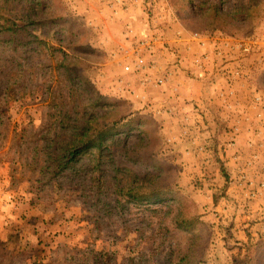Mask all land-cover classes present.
Returning <instances> with one entry per match:
<instances>
[{
  "label": "rangeland",
  "instance_id": "obj_1",
  "mask_svg": "<svg viewBox=\"0 0 264 264\" xmlns=\"http://www.w3.org/2000/svg\"><path fill=\"white\" fill-rule=\"evenodd\" d=\"M50 1L55 6L47 11L69 16L73 35L60 25L45 32L74 43L93 89L117 105L115 118L136 115L142 126L104 152L100 169L85 157L79 172L52 179L41 169L47 165L40 149L46 152L60 132L57 88L65 81L51 71L50 53L16 48L0 26V214L9 213L7 232L0 226V264H179L183 258L186 264H264V102L257 101H264V0H121L137 6L131 12L119 0ZM214 5L222 8L218 17ZM252 5L250 15L237 13ZM1 9L9 12L6 0H0V16ZM118 11L138 16L129 19L142 37L125 28L123 18L114 20ZM121 32L131 43L119 41ZM141 38L156 43L149 57L154 68L127 73L132 44ZM190 42L211 43L222 52L221 68L235 63L245 81L235 82L230 103L222 101L218 111L210 106L207 119L194 106L189 123L180 92L170 104L169 87L180 88L187 76L182 48ZM246 42L253 49L248 56ZM9 86L28 88L9 103ZM156 162L164 175L152 184L145 175ZM132 188L167 197L134 202L118 195Z\"/></svg>",
  "mask_w": 264,
  "mask_h": 264
},
{
  "label": "trees",
  "instance_id": "obj_2",
  "mask_svg": "<svg viewBox=\"0 0 264 264\" xmlns=\"http://www.w3.org/2000/svg\"><path fill=\"white\" fill-rule=\"evenodd\" d=\"M250 1L255 2L256 0ZM6 2L9 5V12L6 14L5 10L1 9L2 16H0L2 34H9V40L5 41H9L16 48L20 45H31L33 49L31 51L37 54L50 53L53 61L49 66L51 71H59L58 76L62 77L66 84L64 87L58 86L57 88L59 103L56 104V107L60 108L61 111L55 115L54 126L58 127L60 132L54 133L53 138L48 140L46 152L42 148L40 149L46 157L45 163L47 165L41 169H46L52 179H57L68 173L79 172L77 169L85 157L94 158L95 168L100 169L104 152L118 146L122 142V135H131L132 131L136 129L135 127L142 126V117L130 115L115 118L113 111L117 105L100 96L93 89V85L86 75V68L83 66L85 59L72 52L71 45L74 46V43L67 40L58 41L51 38L50 33L45 32V30L51 32L52 27L60 25V32L73 35L71 33L73 23L69 27L67 26L68 22L71 21L69 16L58 18L47 11L50 7L55 6L54 1L6 0ZM18 7H21L20 12H17ZM252 7L253 5L248 10L246 7H240L237 13L250 15L253 12ZM221 10V7L215 5L211 7L214 17H218ZM238 22L233 19L230 23ZM23 38L26 42H22ZM66 44L70 46L64 47ZM54 62L57 63L55 67L53 66ZM43 87H45L44 84ZM27 88L18 86L15 89L13 86H9V103L13 98L12 96L18 95ZM39 88L41 87H36V91ZM46 89L54 93L51 86ZM15 90L18 91L17 94H15ZM56 100L54 94L50 101L54 104ZM124 129L128 130L124 131ZM145 132L142 133L145 134ZM164 167L156 162L152 166L155 169L154 172L147 173L145 178H151L152 184H155L163 177ZM116 171L119 172L120 169L118 168ZM134 176L138 180L137 175ZM118 193H120L118 194L120 197H129L134 202L149 198H154L156 202H159L167 197L158 193H152L149 196L134 194L133 188L122 189ZM185 259L183 258L179 264H186Z\"/></svg>",
  "mask_w": 264,
  "mask_h": 264
},
{
  "label": "crops",
  "instance_id": "obj_3",
  "mask_svg": "<svg viewBox=\"0 0 264 264\" xmlns=\"http://www.w3.org/2000/svg\"><path fill=\"white\" fill-rule=\"evenodd\" d=\"M137 6L134 4L129 5L128 12L133 9H135ZM133 8V9H132ZM133 13L126 14L124 12H119L117 14L112 13V16L114 17V20L121 21V18H123L125 24V28L127 25H130V28L134 29L138 36L142 37V29L136 28L135 24L136 22H132L129 17L135 16L136 19H138L137 15H132ZM123 29V32L125 30ZM148 30V29H147ZM145 31L146 33H149V31ZM121 32L120 40H122V44L126 45L131 43L132 36L129 35V33H123ZM125 34V35H124ZM127 37H129L131 40H127ZM139 37V38H140ZM104 42L105 41V38ZM211 43L204 42L203 46L199 43H193L190 42L186 46L184 45L182 48V58L184 59L185 63L182 64V67H187V76L181 81V87L178 88L177 84H172L169 88V94L173 99L171 100L170 104L172 105L175 102V98L177 100H181L183 103V110L185 112V118L187 122H191L195 118L193 109L194 106L199 107L198 112L202 114L201 119H207V114L209 111L210 106L214 111H218L220 108V105H222L223 102L230 103V99H233L236 95L235 87L239 82L235 80L234 76H231V73H233L234 69L237 68L235 63L229 62L228 65L224 68H221L224 66L221 62L222 52H216V48L214 46H211ZM215 45V43H214ZM197 54V55H196ZM207 54L209 59L205 61L203 58V55ZM198 60V64L195 62ZM217 62V63H216ZM195 63V64H194ZM214 63L216 65H214ZM227 70L228 72L222 73L221 71ZM220 72V73H219ZM174 74V73H173ZM193 75H196V77ZM212 75H215L216 80L214 78H211ZM225 76L227 78L225 79ZM218 78L222 79L218 81ZM212 81H209V80ZM240 81H245L244 77ZM247 81V80H246ZM173 82V81H172ZM236 84V85H235ZM218 105V106H217ZM232 105L230 104L228 106H224L225 113L230 114ZM170 114H177V111H174V108L170 110ZM183 117V116H182ZM190 129L187 130V132ZM189 133V132H188ZM3 177V176H2ZM3 196L0 192V197ZM6 198V197H5ZM6 207H9V202L5 203ZM14 218V216H11ZM9 219V213L4 215L3 213L0 214V226L1 231L7 232L4 228V225H9L6 220ZM11 223V221H10ZM8 227V226H7Z\"/></svg>",
  "mask_w": 264,
  "mask_h": 264
},
{
  "label": "built area",
  "instance_id": "obj_4",
  "mask_svg": "<svg viewBox=\"0 0 264 264\" xmlns=\"http://www.w3.org/2000/svg\"><path fill=\"white\" fill-rule=\"evenodd\" d=\"M119 6L122 8V10L127 11L129 10V3L123 2L119 0L117 2ZM156 43L154 39H138L135 40L134 44H132V49H133V60L125 66V71L127 73H138V74H144L147 73L148 71L152 70L154 68L153 62L150 61L149 57H151L154 54ZM252 44L251 43H244L242 45V52L244 53L245 56H248L252 53ZM203 59L207 61L209 57L207 54L203 55ZM196 63L198 64V60H196ZM243 70H240L239 68H235L233 73H231V76H234L236 78L235 80L242 79L244 77L243 75ZM173 75L172 71H170V76ZM165 78H161L157 85L158 86H163L165 84ZM258 102H264L262 97H257Z\"/></svg>",
  "mask_w": 264,
  "mask_h": 264
}]
</instances>
